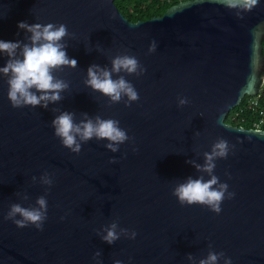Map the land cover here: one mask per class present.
I'll use <instances>...</instances> for the list:
<instances>
[{"label": "water", "instance_id": "water-1", "mask_svg": "<svg viewBox=\"0 0 264 264\" xmlns=\"http://www.w3.org/2000/svg\"><path fill=\"white\" fill-rule=\"evenodd\" d=\"M22 21L65 24L74 34L65 38L66 52L78 66L55 73L69 87L47 109L13 108L0 76V264H96L97 251L101 264H190L186 256L204 258L209 245L232 264H264V129L225 121L264 84V0L240 18L216 0H181L137 21L115 0H0V40L27 42L30 34L17 27ZM152 40L157 48L149 54ZM126 50L146 69L125 77L140 98L109 105L84 85L86 71L92 64L110 68ZM7 59L0 53V67ZM178 97L190 102L178 107ZM53 108L74 112L77 121L81 113L117 119L132 140L112 153L107 141L93 138L74 154L54 135ZM217 138L234 145L214 170L233 198L219 214L180 205L173 188L202 175L186 161L203 164ZM45 171L53 185L43 230L17 228L4 216L11 204L34 205L45 194ZM113 220L135 230V239L103 242L95 230Z\"/></svg>", "mask_w": 264, "mask_h": 264}, {"label": "clouds", "instance_id": "clouds-1", "mask_svg": "<svg viewBox=\"0 0 264 264\" xmlns=\"http://www.w3.org/2000/svg\"><path fill=\"white\" fill-rule=\"evenodd\" d=\"M216 2L230 10L235 9L236 15L240 18L241 12L251 11L259 0H216ZM17 27L30 34L26 37L27 42L0 40V53L8 57L4 66L0 67V76L7 78V98L13 108L39 106L47 109L50 104L59 103L64 98L61 93L69 87L68 82L55 73L61 72L65 67L74 69L78 66L77 60L70 58L66 52L68 45L65 38L74 34L69 33L63 23L28 24L22 21ZM156 48L157 43L152 40L148 46V53L155 52ZM110 65V68L98 64L90 65L86 71L84 85L107 97L109 105L123 102L125 107H128L140 97L134 85L125 77L126 75L142 76L146 69L137 57L129 54L127 50L111 58ZM189 102L186 97L177 98L178 107ZM51 111L58 113L51 121L54 135L59 138L63 147L74 154L78 155L82 144L93 138L97 141H107L104 147L112 153L118 152L121 144L132 140L127 130L120 127L117 119H102L99 115L90 117L87 113H81V119L77 121L74 112L56 108ZM219 122L222 124L221 121ZM194 135H198V132ZM233 147L234 145H230L226 139L217 138L211 144L210 151L203 153V164L193 159L186 161L202 175L195 179L189 176L173 188L172 195L180 205H201L213 213L221 212L222 202L233 198L234 193L228 191L227 183L220 182L219 177L214 175L215 162L217 159L226 158ZM137 150L132 149L133 152ZM115 162L114 159L109 161V163ZM205 174L208 176L206 180ZM31 179L34 183L37 181L35 176ZM39 183L46 186L45 194L37 197L34 205L24 207L20 203L11 204L4 216L5 220H11L17 228L32 226L38 231L43 230L48 211L46 196L48 189L53 185V174L45 171L40 175ZM17 195L21 200L29 199L27 194L17 193ZM95 231L96 235L109 245L121 237L131 240L137 235L135 230L119 227L118 220H113L107 226ZM100 256V251L93 254L96 264H101ZM186 258L190 264H219L220 260H223V264H232L230 257L225 256L223 252L211 250V245L204 258L196 259L192 254H188ZM113 264H123V262L117 259Z\"/></svg>", "mask_w": 264, "mask_h": 264}, {"label": "trees", "instance_id": "trees-1", "mask_svg": "<svg viewBox=\"0 0 264 264\" xmlns=\"http://www.w3.org/2000/svg\"><path fill=\"white\" fill-rule=\"evenodd\" d=\"M181 0H115L118 9L130 20H145L155 15L163 14L171 5ZM264 53V40H263ZM252 95L246 94L241 102L233 107L226 115L225 121L236 126L254 128L253 120L256 118L255 112L251 108L240 110L246 99ZM259 100L264 105V84L260 92ZM264 129V126L263 128Z\"/></svg>", "mask_w": 264, "mask_h": 264}, {"label": "built area", "instance_id": "built-area-1", "mask_svg": "<svg viewBox=\"0 0 264 264\" xmlns=\"http://www.w3.org/2000/svg\"><path fill=\"white\" fill-rule=\"evenodd\" d=\"M259 96L260 93L248 97L240 110H243L244 108H251L256 114V118L253 120L254 128L262 129L264 126V105H261Z\"/></svg>", "mask_w": 264, "mask_h": 264}]
</instances>
